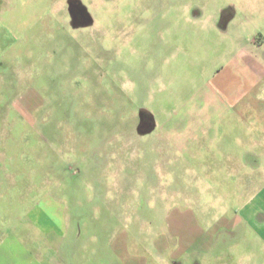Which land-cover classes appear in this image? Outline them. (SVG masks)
Masks as SVG:
<instances>
[{
	"label": "rangeland",
	"instance_id": "1",
	"mask_svg": "<svg viewBox=\"0 0 264 264\" xmlns=\"http://www.w3.org/2000/svg\"><path fill=\"white\" fill-rule=\"evenodd\" d=\"M251 37L264 0H0V224L44 210L65 264H264L198 127Z\"/></svg>",
	"mask_w": 264,
	"mask_h": 264
},
{
	"label": "crops",
	"instance_id": "2",
	"mask_svg": "<svg viewBox=\"0 0 264 264\" xmlns=\"http://www.w3.org/2000/svg\"><path fill=\"white\" fill-rule=\"evenodd\" d=\"M262 45L264 37L260 44L251 37L250 43L236 49L227 64L217 71L214 91L209 93L198 127L199 139L205 135L206 149L216 156V171L209 170L207 177L217 181L223 171H231V196L244 202L242 216L238 218L252 225L254 219H261L259 236L264 243V54L259 51ZM190 119H183V124ZM164 132L183 151L196 138V129L183 125ZM42 213L45 211H38ZM38 214H33L37 223L25 215L17 224H0V264H65L60 246L54 245L51 238L39 237L54 230L40 225Z\"/></svg>",
	"mask_w": 264,
	"mask_h": 264
}]
</instances>
